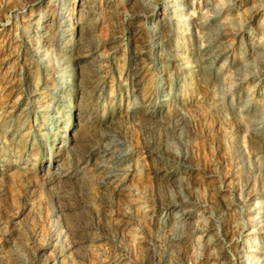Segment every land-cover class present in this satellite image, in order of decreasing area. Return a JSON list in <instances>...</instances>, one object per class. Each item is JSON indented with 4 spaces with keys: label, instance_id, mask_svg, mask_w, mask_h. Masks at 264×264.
I'll list each match as a JSON object with an SVG mask.
<instances>
[{
    "label": "rangeland",
    "instance_id": "rangeland-1",
    "mask_svg": "<svg viewBox=\"0 0 264 264\" xmlns=\"http://www.w3.org/2000/svg\"><path fill=\"white\" fill-rule=\"evenodd\" d=\"M197 2L194 15L177 28V39L171 43L173 56L192 61L185 65L173 62L171 78L176 80L177 75L178 85L171 101L163 106L161 97L168 90L162 91V86L170 79L167 74L161 84L155 79L160 67L154 54L143 56L136 69L138 79L131 82L136 66L131 61L133 50L153 33L152 23L136 12L142 3L139 7L130 6L127 0L85 3L89 37L83 48L75 45L73 50L72 55L80 57L71 56L76 86L69 90L63 68L57 65L45 73L28 49L31 25L26 18L40 23L43 10L55 1L0 0V264H42V250L47 246L52 249L43 255L54 257L70 242L64 234L66 223L80 242L82 264H97L102 256L113 264H200L193 257L200 232L193 227L203 218L218 232L229 264H237L233 248L240 245L235 237L241 227L233 226L236 219L224 210L229 202L245 207L255 188L264 183V138L240 130L239 123L248 124L255 116L245 118L243 101L231 98L232 92L251 91L255 81L241 84V75L233 67L221 69L219 50L209 39L212 33L225 38L232 24L228 27V22L224 24L216 16L211 19V10ZM240 13L237 19L244 16ZM224 16L229 18L227 12ZM258 20L261 22L258 17L248 21L253 32L264 28ZM130 21L140 22L141 40L131 36ZM49 22L45 29L51 26ZM205 31L211 32L204 35ZM116 43L121 48L114 53ZM249 49L244 42L245 55L250 56ZM203 56L207 68L201 71L197 65ZM229 74L228 81L225 76ZM132 102L141 106L134 119L128 114ZM40 105L46 112L38 111ZM147 110L150 116L146 118L143 112ZM73 135L81 146L78 164L71 167L61 140L67 143ZM115 140L122 141L127 151L120 152ZM98 154L139 165L133 172L137 177H128L124 192L102 182L110 160L99 163ZM150 155H157L159 163L147 158ZM56 160L66 173L59 180L50 173ZM167 165L178 173L179 184L162 175ZM159 167L162 169L157 170ZM180 198L195 212L187 221V241L171 246L159 222L146 220L140 205H155L164 214L169 211L161 207ZM256 235L263 245L264 230ZM14 245L20 250L19 258L12 255ZM68 263L76 264L72 259ZM252 263L255 260L247 264Z\"/></svg>",
    "mask_w": 264,
    "mask_h": 264
},
{
    "label": "bare ground",
    "instance_id": "bare-ground-1",
    "mask_svg": "<svg viewBox=\"0 0 264 264\" xmlns=\"http://www.w3.org/2000/svg\"><path fill=\"white\" fill-rule=\"evenodd\" d=\"M54 1H55L54 4H48L45 10H43L44 12L43 21H40V23L35 24L34 22H32L33 17L31 16H30L31 18L29 17L26 18L28 22L30 21V25H31L30 39L29 41H27L29 42L28 49L29 52L32 54L33 60L38 62V64L40 65L41 68H43L45 73L46 72L48 73V70H53L55 66L60 65L59 67L63 68L64 77L65 75L68 76V79L66 81L67 89L73 90V87L76 86L75 81H72L73 78L75 79L73 75L75 66L71 64L72 60L70 59L71 56L75 58L80 57L79 54H75V56L74 54L72 55V53H74L73 50L75 48V45L80 49L83 48L85 40H87L89 37L88 36L89 34L87 35V31H86L87 30L86 28H88V26L85 25L86 12L84 7L85 3L88 2L89 0H54ZM127 1L130 3V6L131 4L137 5L139 3H142L141 10L139 11L137 10L136 12L138 14L142 13L144 17L152 23L153 26V33L151 35L150 40L146 39L145 41L144 39L142 41L144 45L141 47L138 46L139 48L133 50L131 61L135 63L136 66L134 68V71L131 72V82L137 81L138 79L137 78L138 72L136 69H138L137 66H139L140 64L139 62H141V60L144 58L143 56H146L147 58L151 54H154V56H156L158 59L157 66L160 67L159 73L156 75L155 79L158 80L160 84L164 82L165 79H167V77H164V74H167V76L170 79L167 85L162 86V91L168 90V94L161 97L163 106H167L168 102L171 101L170 96H172L176 86L178 85L176 81L178 76L176 75L175 78L176 80H172L171 78L172 75L175 74L174 64L176 65L179 63L185 65L186 63H190V61H192V60L189 61L188 58H187L188 60H185L186 57L183 58L179 54L178 57L173 56L172 55L173 49L171 48V43L177 39L176 38L177 28L183 26L184 22H187V20L194 15L195 0H127ZM198 1L199 2H197V4L203 2L202 7L204 8V10L205 9L211 10V12L213 13L210 15L211 19L215 20V18H221L223 19L222 22L224 24L228 22L227 23L228 27L229 25L232 24L231 25L232 29H230L231 31L227 33L225 32V36H226L225 38L224 36H219L218 33L217 34L212 33V36L209 39L210 41H212V43H215V47L217 48V50H219L218 52L219 55L217 56V62L219 63L220 61H222L223 63L222 65H224L222 66L221 69L225 68L226 70L227 69L229 70L233 67L241 75L240 78L241 84L248 80L255 81L251 91H247V92L244 91L242 94L240 91H239L240 93L232 92L231 98H235L236 100L243 101L242 111L245 114V118L250 117L251 115L255 116L254 117L255 119L251 120L248 124L239 123L240 130L244 132V134L250 132L251 135L255 138H264V130L262 129L264 126V31H262V29L264 28H261L260 32L259 31L253 32L251 25H248V21L250 19H254L257 17L261 18V22H259L258 20L257 23L261 26L264 25L262 24L264 22L263 21L264 3L261 4V1H256V0H198ZM240 11L242 13H240ZM226 12L228 13L229 18L224 16ZM238 12L244 15L240 19H237L238 18L237 15L239 14ZM223 13L225 14L221 16ZM244 17L247 18V20L248 19L249 20L246 21ZM48 21H50L49 23L51 26L45 29L46 22ZM139 23L136 22L135 24H133L132 21L128 23L131 26L130 27L132 33L131 36L135 37V39L137 40L141 38V35H139V31L141 29ZM225 29L226 28H224V30ZM210 32L211 31L209 32L205 31L203 33L204 35H209ZM56 37L58 38L56 39ZM56 40L58 41V45H59V46L57 45V47H56ZM244 42L248 44L250 48L249 50H251L250 56L245 55V53H243ZM61 43L64 45L60 46ZM120 45L121 44L116 43V45L113 46L114 53L120 50L121 48ZM151 46H153L154 49H152ZM150 48L152 50H150ZM203 57L201 58L202 60L199 61V64L197 65V68L201 71L207 68V57L204 58ZM173 62L175 63L173 64ZM230 78H231L230 74L227 77L225 76V79H228V81L230 80ZM227 87L229 88V86ZM32 94L34 98H36L35 100L37 101L38 94L36 92ZM41 106L42 105H40L39 107ZM139 107L141 106L136 102L133 103L131 108L129 109L130 112L128 114L130 117H133L132 119L136 118L134 116L136 110H138ZM38 111L43 112L45 111V109L41 107ZM143 113H144V117L150 116V110H147L146 112ZM55 118L57 119L58 116H55ZM42 127L45 128L46 126L42 125ZM61 143H62L61 145L65 146L64 149L66 153L64 155V158L66 159L65 161H69V163H71V167H73V165L74 166L77 165L80 156V146H81L80 139H78L77 136L73 135L70 137L67 143H65L64 140H61ZM114 145L115 147L119 146L120 152L122 151L124 153L127 151V150L124 151V147L122 148V141L120 140H117ZM96 156H98L97 158L96 157L95 158L99 160V163L108 164V161L110 160L108 167H106L105 168L106 170L103 172L104 178H102V182L108 184L110 187H112V189H115L118 192H124L126 190V187L128 186L127 184L128 177L129 176L137 177L134 175L135 173L133 174L135 169L138 168L139 166L137 163L133 164L129 160H117V159L112 160L111 158L106 159L104 155H100V154ZM103 158H105L106 160ZM140 158H146V156ZM147 158L153 159L154 164H155V160H158L159 163V157L157 155L156 156L150 155ZM57 161L58 160H56V163L54 164V169L50 170V173L59 180L60 178L65 177L66 173L64 172L65 170V168H63L64 166L62 167L61 165L62 163H59V161L58 162ZM143 163H140V165ZM159 169L162 168L161 167L157 168V170ZM46 171H47L46 172L47 175L49 172L48 170ZM164 171L165 172L162 175L165 176L167 181L174 184L175 183L179 184L180 182L179 175L172 166L167 165V168H164ZM253 186L254 188L256 187V181H254ZM132 190L130 189V191ZM134 200H136V198ZM186 201L181 198L180 200L171 199L169 203L161 207L169 211V213H164V214H162V212L160 214V209L155 207V205L154 206L140 205V207L142 206L141 207L142 209H145L143 210L144 211L143 215L146 220L148 219L151 222H155V221L159 222L158 225H160V227H162V229L164 230L165 233L163 235L165 236L166 234L167 243H169L171 246L172 245L179 246L180 244H184V242L187 241L188 234H186L187 232L185 233L187 229L186 225H188L189 223L187 221L189 220V216L194 214L195 211L194 209H192L191 206L185 205ZM247 202L248 203L246 204L245 207H239V208H237L233 202H229L227 203L226 211L224 210L225 214L226 212L227 214L230 213V217L232 215L237 220V221L233 220L231 224H233V226L239 225L241 227V230L239 231L238 235L235 237L237 242H240L239 243L240 245L233 248L235 249L234 250L235 258L237 260V264H247L248 260H255V262L258 264H264V244L262 245L261 243H259L260 239L258 240V237L256 235L258 232L264 230V183L261 184L259 189L255 188L254 192L248 197ZM131 207L136 208L135 206H131ZM126 213L128 214L130 213L129 208ZM208 217L206 221H208ZM56 222L59 224L61 223L58 217L56 219ZM68 224L66 223L64 229L65 230L64 234L66 233V236L70 238L69 239L70 242L66 245L67 247L65 246V249L58 252L57 254L55 253L56 255L54 257L50 256L52 258L49 257L47 258L49 254L48 255L45 254L46 256L43 255L44 252H48V253L50 252V250L52 249L50 248L51 246H47L48 249H46V251L44 248L42 250V252L43 251L44 252L43 254H41V257H43L42 258L43 263L41 260L42 264H70L68 263L70 259H72L73 263L82 264L79 253L80 242L77 241L78 239L77 240L75 239L76 232ZM193 228L194 231L200 232V236H198L199 239L196 244L198 246L197 249L199 251L197 250L196 252H194L193 255L194 259L196 261H199L200 264H229L228 256L226 254V248L221 244L218 232L214 231L215 228L213 229V226L210 224V222L206 223L205 218H203L202 220H199V223L196 224ZM246 230H249V232L243 234ZM250 235H254V238H250L249 237ZM242 236H244V238H242ZM13 248H11L12 255H14L16 258H19L20 250L18 249L17 245H14ZM96 261L97 264H113L111 260H109L108 257L106 256H102Z\"/></svg>",
    "mask_w": 264,
    "mask_h": 264
}]
</instances>
